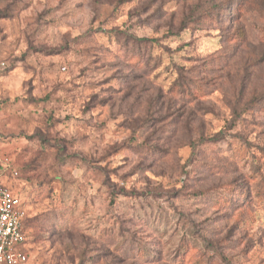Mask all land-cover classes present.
<instances>
[{"label":"rangeland","instance_id":"rangeland-1","mask_svg":"<svg viewBox=\"0 0 264 264\" xmlns=\"http://www.w3.org/2000/svg\"><path fill=\"white\" fill-rule=\"evenodd\" d=\"M0 185L28 264H264V0H0Z\"/></svg>","mask_w":264,"mask_h":264},{"label":"built area","instance_id":"built-area-1","mask_svg":"<svg viewBox=\"0 0 264 264\" xmlns=\"http://www.w3.org/2000/svg\"><path fill=\"white\" fill-rule=\"evenodd\" d=\"M25 219L21 200L0 185V264H28L26 254L20 249L24 243Z\"/></svg>","mask_w":264,"mask_h":264},{"label":"trees","instance_id":"trees-1","mask_svg":"<svg viewBox=\"0 0 264 264\" xmlns=\"http://www.w3.org/2000/svg\"><path fill=\"white\" fill-rule=\"evenodd\" d=\"M26 219H27V216H26ZM26 219H25V222H26ZM25 222H24V224H25Z\"/></svg>","mask_w":264,"mask_h":264}]
</instances>
